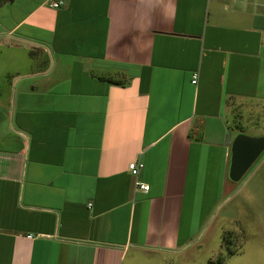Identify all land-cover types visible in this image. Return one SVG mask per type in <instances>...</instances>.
Wrapping results in <instances>:
<instances>
[{
  "label": "crops",
  "instance_id": "0c3cea01",
  "mask_svg": "<svg viewBox=\"0 0 264 264\" xmlns=\"http://www.w3.org/2000/svg\"><path fill=\"white\" fill-rule=\"evenodd\" d=\"M52 1L0 5V264L166 262L264 166L231 187L226 137H264V0Z\"/></svg>",
  "mask_w": 264,
  "mask_h": 264
},
{
  "label": "rangeland",
  "instance_id": "374dc122",
  "mask_svg": "<svg viewBox=\"0 0 264 264\" xmlns=\"http://www.w3.org/2000/svg\"><path fill=\"white\" fill-rule=\"evenodd\" d=\"M7 52V47L0 46L1 63H5ZM262 157L264 151L240 181L233 183L229 179L231 187H237L251 175ZM143 255L133 256L124 264L128 261L129 264H264V166L231 198L204 235L187 251L173 253L166 262L158 256Z\"/></svg>",
  "mask_w": 264,
  "mask_h": 264
},
{
  "label": "water",
  "instance_id": "95a60500",
  "mask_svg": "<svg viewBox=\"0 0 264 264\" xmlns=\"http://www.w3.org/2000/svg\"><path fill=\"white\" fill-rule=\"evenodd\" d=\"M226 142L231 144L228 178L238 182L264 151V137L239 133L231 141L226 137Z\"/></svg>",
  "mask_w": 264,
  "mask_h": 264
},
{
  "label": "built area",
  "instance_id": "2783aa9c",
  "mask_svg": "<svg viewBox=\"0 0 264 264\" xmlns=\"http://www.w3.org/2000/svg\"><path fill=\"white\" fill-rule=\"evenodd\" d=\"M60 4H62V1L59 0L50 2L51 7H58ZM196 79H197V75L194 74L192 78V83H195ZM142 167H143V162L139 158L129 162L128 164V169L130 170L131 174L135 176L139 173ZM135 186L143 190L148 189V185L141 183L140 181H135Z\"/></svg>",
  "mask_w": 264,
  "mask_h": 264
},
{
  "label": "trees",
  "instance_id": "16d2710c",
  "mask_svg": "<svg viewBox=\"0 0 264 264\" xmlns=\"http://www.w3.org/2000/svg\"><path fill=\"white\" fill-rule=\"evenodd\" d=\"M11 1H13V0H0V5H1L2 3H5V2H11Z\"/></svg>",
  "mask_w": 264,
  "mask_h": 264
}]
</instances>
